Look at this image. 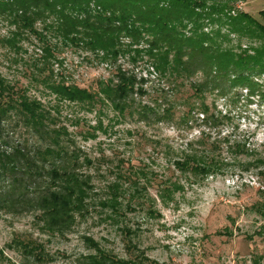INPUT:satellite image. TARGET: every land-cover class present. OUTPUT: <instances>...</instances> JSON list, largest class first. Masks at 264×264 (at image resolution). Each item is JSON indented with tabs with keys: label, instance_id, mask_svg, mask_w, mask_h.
<instances>
[{
	"label": "rangeland",
	"instance_id": "obj_1",
	"mask_svg": "<svg viewBox=\"0 0 264 264\" xmlns=\"http://www.w3.org/2000/svg\"><path fill=\"white\" fill-rule=\"evenodd\" d=\"M234 6L264 25V0H239ZM205 24L207 33L227 34L219 23ZM36 29L42 32V25ZM14 30L0 17V77L7 85L54 108V97L36 81L50 70L56 80L93 91L121 68L145 80L133 98L155 113L117 117L109 105H97L92 112L61 105L56 124L90 162L78 171L89 177V211L76 217L70 230L55 234L25 205L0 208V264H85V257L94 253L85 237L132 264H140L143 256L149 258L143 264H264V213L259 206L264 204L263 75L252 78L257 84L252 94L245 87L225 86L197 95L189 82L174 87L171 79L157 76L146 56L135 63L127 55L116 63L101 62L57 41L51 32H44L41 42L27 32L13 37ZM229 38L224 44L236 50L239 45L242 50L259 46L246 37L230 33ZM45 42L54 47V55L43 69ZM170 106L167 117L159 118ZM98 120L101 129L96 128ZM6 124L1 152L11 149L3 143L6 138L11 145L30 140L25 129ZM198 152L214 156L212 162L221 165L196 174L174 166L185 154ZM114 183L120 214L111 217L100 203ZM25 242L41 245L39 259L37 252L22 250Z\"/></svg>",
	"mask_w": 264,
	"mask_h": 264
},
{
	"label": "trees",
	"instance_id": "obj_2",
	"mask_svg": "<svg viewBox=\"0 0 264 264\" xmlns=\"http://www.w3.org/2000/svg\"><path fill=\"white\" fill-rule=\"evenodd\" d=\"M237 1L0 0V17L14 26L13 37L27 32L43 42V33L51 32L57 41L87 51L101 62L116 63L118 57L127 55L135 63L137 58L146 56L157 76L171 79L174 87L189 82L197 95L209 89L225 90V86L245 87L252 94L257 85L252 78L264 76V25L237 11ZM38 23L42 32L36 29ZM205 23H219L226 27L227 34L207 33ZM230 33L238 39L255 40L259 46L244 50L241 45L238 50L226 46ZM4 42L12 45L10 39ZM42 52L45 69L54 47L45 42ZM52 73L50 70L36 81L54 97V108L45 107L40 100L7 85L0 77V140L6 122L10 121L30 136V140L12 145L8 138L4 139L3 143L11 149L0 151V208L25 205L39 213L38 218L47 230L62 234L70 230L76 217L88 213L91 187L89 177L78 172L89 160L81 157L65 128L56 124L61 105H77L87 112L100 104L109 105L117 117H124L127 112L146 117L155 110L136 104L133 98L137 85L145 80L121 68H117L113 78L99 82L93 91L56 80ZM196 76L197 82L193 81ZM171 108L163 110L159 118L168 115ZM201 111L206 114V108ZM96 128H102L100 120ZM184 156L174 166L194 174L199 169L221 165L213 163L214 156L206 152ZM117 191L118 184L109 185L100 203L111 217L120 214ZM259 206L263 215L264 204ZM84 242L94 250L85 257V264H132L99 249L89 237ZM21 248L28 255L37 252V259L41 256V245L36 242L21 243ZM145 261L149 258H140V264Z\"/></svg>",
	"mask_w": 264,
	"mask_h": 264
}]
</instances>
